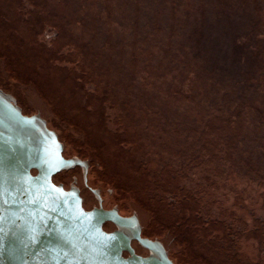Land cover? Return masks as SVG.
Returning a JSON list of instances; mask_svg holds the SVG:
<instances>
[{"label":"rangeland","instance_id":"rangeland-1","mask_svg":"<svg viewBox=\"0 0 264 264\" xmlns=\"http://www.w3.org/2000/svg\"><path fill=\"white\" fill-rule=\"evenodd\" d=\"M8 1L2 24L18 34L1 35L29 80L264 264V0Z\"/></svg>","mask_w":264,"mask_h":264},{"label":"water","instance_id":"water-1","mask_svg":"<svg viewBox=\"0 0 264 264\" xmlns=\"http://www.w3.org/2000/svg\"><path fill=\"white\" fill-rule=\"evenodd\" d=\"M8 72L0 60V83L27 112L40 111L45 120L24 115L16 100L0 91V264H173L167 251L203 264H247L33 82L9 80ZM57 134L67 141L65 151ZM88 152L102 173L99 183L114 191L106 203L115 197L127 215H135L87 211L79 189L53 183L58 173L85 167L68 157ZM75 172L81 174L78 168L65 174ZM139 219L161 231L167 251L140 236ZM106 222L120 230L106 232ZM133 239L159 258L136 255Z\"/></svg>","mask_w":264,"mask_h":264},{"label":"flooded vegetation","instance_id":"flooded-vegetation-1","mask_svg":"<svg viewBox=\"0 0 264 264\" xmlns=\"http://www.w3.org/2000/svg\"><path fill=\"white\" fill-rule=\"evenodd\" d=\"M16 1H18V0H16ZM8 5H9V8L12 9V12H14L15 7L11 6L10 0L8 1ZM0 8H1V6H0ZM18 8H21V7L19 6ZM17 11H20V10H17ZM23 16H25L24 13H23ZM40 17L41 16H39V18ZM4 19H5L4 18V12L0 11V60L3 61L4 66L9 71L7 73V78L9 80H12V76H14V78L24 80V81H20V83L23 84L25 82L30 81L29 79H33L32 73H30L31 70H30V67L28 66V64H25V62H23V59H21V56L18 55L17 50L12 49L13 47L11 45V42L15 41V39L10 37V36L11 35L16 36L18 33L16 32V30L9 32V30H7L8 28L2 24ZM18 20L23 21L21 18H18ZM37 21H39V20H37ZM36 23H38V22H36ZM39 25L43 26L41 24H39ZM1 34H5V35L11 34L9 36L11 38V40L8 44L2 38L3 35H1ZM12 53L14 54L15 57L12 55ZM14 65H15V67H13ZM17 68H20V69H18L19 73L17 72ZM8 74H10V76H8ZM17 75H20V76H17ZM0 91L6 95L12 97L14 100H16V104L21 108L22 113L24 115L30 116V117L34 116V115H40L38 113L40 111L32 112V113L27 112L23 108L22 104L20 103L19 99L15 96V94L7 91L6 88L3 86V84H1V83H0ZM40 116L43 117V115H40ZM43 119H44V117H43ZM64 121H65L64 123L68 122L66 120H64ZM47 126L50 130H53L49 127L48 123H47ZM67 126L72 127L74 125H71L70 123H68ZM59 140L64 144V151H65V147L67 146L66 145V143H67L66 139L64 138L63 140H61V138L59 136ZM63 156H64V152H63ZM68 159H79L80 161H82L85 164V167L78 165V166L72 168L71 170H67V171H63L61 173H58L57 175H55L53 177V183L55 185L63 186V188L66 191H71L74 188L79 189V195L83 199V207L87 211H92V210L98 208V209H104L107 211L118 210L119 214L123 217H131V216L135 215V213L131 214V216L127 215V213L124 210V207L118 202V199H116L113 196H112L113 197L112 201L109 203V205L106 203L108 195L109 194L113 195L114 191L111 189H107L106 186H104L102 183H99L101 181L99 180L100 178H99L98 174H102V173L97 171L98 168L95 165H98V164H96V161L94 160V158H92L90 156L89 152L88 153L73 154L72 156L68 157ZM76 168L80 169L81 174L78 172H75L74 174H71V175L65 174L66 172L70 173L72 170H74ZM33 174H36V172H33ZM87 191H88V193H91V196H90V194L86 195L85 192H87ZM139 223L141 226L139 233L143 239H149V240H152L153 242L161 243L163 245V247L166 249L165 240L163 239V236H162L163 234H161V231L157 232L156 230H153V228H148L147 226L143 225V222L140 219H139ZM103 229L109 233L120 230L118 228V226L115 225L113 222H106L103 226ZM131 246L134 249L135 254L138 256H141L143 258H157L159 256L155 252L144 247L137 239H133L131 241ZM166 251H167V249H166ZM166 254H167V257L173 262V264H203V262L200 260V258H194L193 257V259L190 260L187 258L186 254H184V253H181V254L179 253V254L173 255L169 251H167ZM123 256L125 258H129L131 255L129 252H124ZM203 259H206V258L203 257ZM207 263L205 262V264H207Z\"/></svg>","mask_w":264,"mask_h":264},{"label":"trees","instance_id":"trees-1","mask_svg":"<svg viewBox=\"0 0 264 264\" xmlns=\"http://www.w3.org/2000/svg\"><path fill=\"white\" fill-rule=\"evenodd\" d=\"M154 198L153 197H151V200H153ZM232 238H234V237H232Z\"/></svg>","mask_w":264,"mask_h":264}]
</instances>
